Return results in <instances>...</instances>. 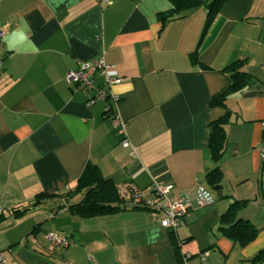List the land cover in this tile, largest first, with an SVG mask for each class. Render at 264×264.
Segmentation results:
<instances>
[{
	"label": "crops",
	"instance_id": "crops-1",
	"mask_svg": "<svg viewBox=\"0 0 264 264\" xmlns=\"http://www.w3.org/2000/svg\"><path fill=\"white\" fill-rule=\"evenodd\" d=\"M173 4L0 0V253L6 264H264V254L256 259L264 253V0H227L208 27L203 7L161 25L157 14ZM100 56L120 81L107 86L96 72L94 86L118 100L88 104L92 91L67 83L65 74ZM237 59L246 60L252 81L225 100L226 146L216 163L209 124L225 109L210 100L228 82L222 70ZM216 164L221 188L210 190L205 174ZM88 165L113 187L132 181L156 204L163 200L151 180L170 185L168 200L190 202L181 224L164 228L162 210L124 202L108 214H72L67 206L83 196L76 186ZM198 185L213 203L196 206ZM39 192L50 196L13 216ZM234 199L249 201L238 217L258 231L243 246L220 229ZM49 231L69 243L54 245Z\"/></svg>",
	"mask_w": 264,
	"mask_h": 264
},
{
	"label": "trees",
	"instance_id": "trees-1",
	"mask_svg": "<svg viewBox=\"0 0 264 264\" xmlns=\"http://www.w3.org/2000/svg\"><path fill=\"white\" fill-rule=\"evenodd\" d=\"M226 1L227 0H173L174 4L172 8L164 12H159L157 18L161 25H163L166 21L181 16L186 10L203 7L206 11V27H208L219 12L222 4ZM203 36L202 34L201 41ZM245 61V59L234 60L222 70L227 74L228 82L224 89L212 96L210 100V105L212 107L219 106L225 109L223 115L212 120L209 124L210 133L208 148L212 160L216 163L221 159L226 146L225 124L229 121L230 112L226 108L225 100L230 94L243 90L252 81V76L243 70ZM221 181L222 171L220 166L216 164L211 170L206 172L205 182L210 190H219L221 188ZM76 190H84V194L79 201L69 204L67 209L72 214L79 217L112 213L119 209L120 203H123L117 198L112 182L104 178L99 169L94 165H88L83 169L81 176L77 180ZM48 196L50 195L42 192L35 194L30 203L14 208L12 210L13 216H20L26 210L36 206L42 199ZM248 202L247 199H234L219 219L221 231L228 238L242 246L250 242L258 232L249 220L238 217V212L246 207ZM131 208L147 209L137 206H131ZM263 254L264 253H259L256 259L261 260Z\"/></svg>",
	"mask_w": 264,
	"mask_h": 264
},
{
	"label": "built area",
	"instance_id": "built-area-1",
	"mask_svg": "<svg viewBox=\"0 0 264 264\" xmlns=\"http://www.w3.org/2000/svg\"><path fill=\"white\" fill-rule=\"evenodd\" d=\"M100 4H108L109 0H96ZM3 29H0V40L3 36ZM2 69V59L0 57V71ZM264 69V65H263ZM99 73L103 77V82L107 86L118 83L120 81L119 76L113 70L112 66L105 63L102 56L94 58L88 61L82 62L76 70H69L65 74V80L67 83H73L77 86H81L88 91H92L88 97L87 103L91 104L97 99H103L109 97L112 102L118 100V96L114 93L106 92L104 89L96 88L94 86V74ZM115 123H118V117L114 116ZM263 126V147L261 150V157L264 159V120ZM123 146L127 145L126 140L121 143ZM170 185H163L155 180H151L150 188L152 192L161 200V203L156 204L152 199H144L139 189L133 184L132 181H123L114 184V190L117 198L126 203L129 206H137L143 208H152L154 210H162L164 217L159 220V225L164 228L174 229L181 224V218L187 213V209L190 206V202L185 197H180L176 200H168L166 193L170 189ZM194 201L197 207H205L214 202V198L211 192L205 187L198 185L195 192ZM1 212V207H0ZM46 238L50 240L54 245L66 246L69 242L68 239L56 234L55 232H47ZM207 252L200 254L201 261H204L207 257ZM0 264H6L3 255L0 253Z\"/></svg>",
	"mask_w": 264,
	"mask_h": 264
},
{
	"label": "rangeland",
	"instance_id": "rangeland-1",
	"mask_svg": "<svg viewBox=\"0 0 264 264\" xmlns=\"http://www.w3.org/2000/svg\"><path fill=\"white\" fill-rule=\"evenodd\" d=\"M78 198H79V195L78 196H75L72 201H76ZM263 214H264L263 211H261V219L262 220H264L263 219Z\"/></svg>",
	"mask_w": 264,
	"mask_h": 264
}]
</instances>
